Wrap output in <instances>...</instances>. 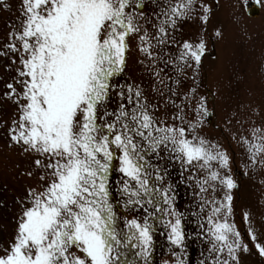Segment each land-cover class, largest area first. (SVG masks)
I'll list each match as a JSON object with an SVG mask.
<instances>
[{
    "label": "snow or ice",
    "instance_id": "obj_1",
    "mask_svg": "<svg viewBox=\"0 0 264 264\" xmlns=\"http://www.w3.org/2000/svg\"><path fill=\"white\" fill-rule=\"evenodd\" d=\"M195 3L167 0L157 15V45L167 43L170 30L195 11ZM147 7V0H22V30L11 34L20 47L8 45L21 52L23 78L22 91L7 85L11 91L6 96L20 113L10 129L11 139L48 162L36 160L45 175L21 202L12 241L0 246V264H152L160 227L180 249L174 253L176 264H185L184 214L176 209L172 185L165 184V175L149 157L167 150L182 164L196 162L211 169L216 161L229 171L230 157L196 134L202 121H187L188 128L169 125L154 116L141 87L116 82L126 68L130 36L139 34L140 50L152 57L153 37L139 23L150 22ZM201 7L207 24L212 8ZM205 50L203 39L183 42L178 71L193 63L198 68ZM114 93L119 103L109 110ZM197 112L207 114L205 98ZM172 119L183 123L186 118ZM253 137L244 141L250 158L264 163V129H254ZM114 169L122 174L118 183L126 198L125 212L139 208L143 216L118 214L111 187ZM209 178L228 193L223 201H206L212 205L205 229L211 245L206 259L209 264H239L236 253L249 249L228 219L233 199L229 193L237 185L217 170L210 171ZM198 183L206 192L209 179ZM251 239L257 240L254 231ZM255 246L264 256V244Z\"/></svg>",
    "mask_w": 264,
    "mask_h": 264
},
{
    "label": "rangeland",
    "instance_id": "obj_2",
    "mask_svg": "<svg viewBox=\"0 0 264 264\" xmlns=\"http://www.w3.org/2000/svg\"><path fill=\"white\" fill-rule=\"evenodd\" d=\"M260 2L261 17L253 20L246 14L244 0H196L195 11L170 30L166 44L157 45L154 39L158 35L157 15L161 7L167 6V0H147L145 11L150 22L140 20L139 23L153 37L152 57L140 50L139 34L130 36L126 68L117 77V83L141 87L148 105L155 108L154 116L167 124L188 128L187 121H202L196 134L210 142V148L216 146L213 150L225 151L230 157V171L216 161L212 162L211 169L202 168L196 162L182 164L167 150L149 157L165 175V184L172 185L176 209L184 214L187 237L182 258L185 264L202 261L209 264L206 258L211 245L205 229L212 205L206 201H223L228 193L218 181L209 178L212 170L219 171L222 177L231 176L237 185L229 193L233 199L228 219L235 224L249 249L236 253L239 264H264V256L255 246L264 244V163L253 162L244 142L245 138L254 140V129H264V0ZM201 5L212 8L207 24L202 20L205 13ZM22 12V0H0V246L12 241L21 215V202L30 188L41 184L40 177L45 175L36 160L48 162L43 155L25 152L11 139L10 129L19 120L20 113L18 105L6 96L11 91L7 85L14 84L22 91L19 81L23 78L19 77L21 52L12 51L8 45L15 42L20 47L11 34L22 30ZM217 31L220 36L216 35ZM201 39L206 43L201 64L197 68L193 63L180 73L177 66L183 42L198 43ZM201 98H205L207 107V114L203 115L197 112ZM118 103L114 93L109 110L115 109ZM210 113L214 116L213 122H209ZM180 115L186 118L183 123L172 119ZM121 179L122 174L114 169L111 187L116 198L113 203L130 219L139 208L125 212L122 200L126 198L119 192ZM203 179H209L206 192H201V183H198ZM253 231L256 241L251 239ZM155 239L152 263L176 264L173 254L180 249L168 241L167 229L160 227Z\"/></svg>",
    "mask_w": 264,
    "mask_h": 264
}]
</instances>
